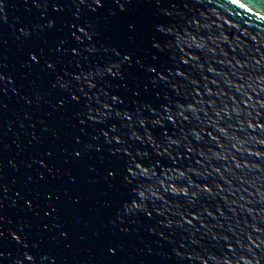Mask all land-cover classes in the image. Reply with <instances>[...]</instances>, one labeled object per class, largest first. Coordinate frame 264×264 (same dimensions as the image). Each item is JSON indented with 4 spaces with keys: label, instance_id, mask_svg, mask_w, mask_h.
I'll use <instances>...</instances> for the list:
<instances>
[{
    "label": "water",
    "instance_id": "water-1",
    "mask_svg": "<svg viewBox=\"0 0 264 264\" xmlns=\"http://www.w3.org/2000/svg\"><path fill=\"white\" fill-rule=\"evenodd\" d=\"M261 17L4 0L0 264H264Z\"/></svg>",
    "mask_w": 264,
    "mask_h": 264
},
{
    "label": "snow or ice",
    "instance_id": "snow-or-ice-1",
    "mask_svg": "<svg viewBox=\"0 0 264 264\" xmlns=\"http://www.w3.org/2000/svg\"><path fill=\"white\" fill-rule=\"evenodd\" d=\"M233 2H235V0H233ZM3 4H4V0H0V12H2ZM95 4H96V5H100V4H101V0H95ZM90 6H91V5H90ZM261 19H264V17H261ZM80 32L85 33L83 27L80 28ZM85 35H87V33H85ZM77 38H78V37H77ZM156 46L159 47V45H156ZM117 55H119V53H117ZM32 58H33L34 60L36 59L35 56H33ZM124 59H125L126 61H128V60H130L131 58L128 57V56H125ZM112 68H119V66H112ZM112 68H108L107 71H108L109 73H111V72H112ZM149 71H150V72H155L156 69H155V68H150ZM101 74H103V71H101ZM77 79H79V77H77ZM160 79H163V77H160ZM64 86H66V85H64ZM88 86H89V87H94V85L91 84V83H89ZM73 98L76 99V97H73ZM131 118H132L131 116H128V117H127V119H129V120H131ZM105 137H106V136H105ZM117 143H119L118 140H117ZM76 155L79 156L80 153H76ZM135 208H136V206L133 205L131 208L128 209V211L131 212V211H132L133 209H135ZM29 259H31V257H29Z\"/></svg>",
    "mask_w": 264,
    "mask_h": 264
}]
</instances>
